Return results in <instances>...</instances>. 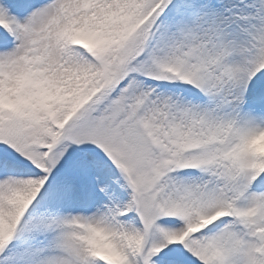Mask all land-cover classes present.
Masks as SVG:
<instances>
[{"label": "snow or ice", "instance_id": "6c2138e0", "mask_svg": "<svg viewBox=\"0 0 264 264\" xmlns=\"http://www.w3.org/2000/svg\"><path fill=\"white\" fill-rule=\"evenodd\" d=\"M0 264H264V0H0Z\"/></svg>", "mask_w": 264, "mask_h": 264}]
</instances>
